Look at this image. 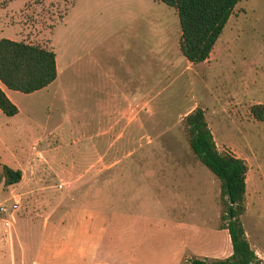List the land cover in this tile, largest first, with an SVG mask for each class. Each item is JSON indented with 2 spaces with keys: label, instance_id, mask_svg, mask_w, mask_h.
<instances>
[{
  "label": "rangeland",
  "instance_id": "1",
  "mask_svg": "<svg viewBox=\"0 0 264 264\" xmlns=\"http://www.w3.org/2000/svg\"><path fill=\"white\" fill-rule=\"evenodd\" d=\"M180 33L158 0H0V39L57 58L47 89L14 91L19 113L0 111V169L22 172L0 183L1 264L228 257L219 181L183 121L196 107L217 149L247 165L241 221L264 262V120L251 112L264 107V0H240L201 63L180 52Z\"/></svg>",
  "mask_w": 264,
  "mask_h": 264
},
{
  "label": "trees",
  "instance_id": "2",
  "mask_svg": "<svg viewBox=\"0 0 264 264\" xmlns=\"http://www.w3.org/2000/svg\"><path fill=\"white\" fill-rule=\"evenodd\" d=\"M175 8L180 25L179 49L188 62L208 59L233 8L240 0H158ZM57 76L55 53L45 47L0 39V82L9 90L33 93L50 85ZM0 111L12 117L17 106L0 87ZM258 120H264V107L251 109ZM188 144L196 159L219 181L220 229H225L231 243V254L225 258H194L187 264H264L246 239L241 216L245 213L244 159L217 149L204 117V110L194 108L183 118ZM22 172L3 164L0 183L10 186L20 181Z\"/></svg>",
  "mask_w": 264,
  "mask_h": 264
},
{
  "label": "crops",
  "instance_id": "3",
  "mask_svg": "<svg viewBox=\"0 0 264 264\" xmlns=\"http://www.w3.org/2000/svg\"><path fill=\"white\" fill-rule=\"evenodd\" d=\"M55 60H56V67H57V58L55 57ZM70 63H71V61H70ZM201 63V62H200ZM57 69V68H56ZM70 69H71V71H72V65L70 64ZM71 71H70V73H71ZM51 85V84H50ZM50 85H48L47 87H45V88H43V89H47ZM0 87H1V89L5 92V94L7 95V97L11 100V101H13L14 99H13V96L15 95L14 94V91H12V90H9V89H7L1 82H0ZM43 89H41V90H43ZM38 91H40V90H38ZM35 92H37V91H35ZM19 113V112H18ZM20 170V169H19ZM1 264V263H0ZM10 264V263H9ZM12 264H15V262L14 263H12ZM21 264H29V263H26V261H23ZM33 264H60V262H59V260H57V261H55V259H53V260H51L49 257H47V258H45V260H40V258H37L36 259V262L34 261L33 262Z\"/></svg>",
  "mask_w": 264,
  "mask_h": 264
},
{
  "label": "built area",
  "instance_id": "4",
  "mask_svg": "<svg viewBox=\"0 0 264 264\" xmlns=\"http://www.w3.org/2000/svg\"><path fill=\"white\" fill-rule=\"evenodd\" d=\"M12 208H13V211L11 213H9V217L11 219H3L4 220V225L5 226H9L10 223H11V220H13V212L15 211V209L17 208V204H13L12 205ZM7 211V208L5 207V204L4 202L0 201V213L2 212H6Z\"/></svg>",
  "mask_w": 264,
  "mask_h": 264
}]
</instances>
